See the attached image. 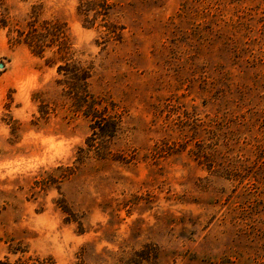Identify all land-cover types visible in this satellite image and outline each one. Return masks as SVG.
Instances as JSON below:
<instances>
[{"label":"rangeland","instance_id":"374dc122","mask_svg":"<svg viewBox=\"0 0 264 264\" xmlns=\"http://www.w3.org/2000/svg\"><path fill=\"white\" fill-rule=\"evenodd\" d=\"M0 4V264H264V0Z\"/></svg>","mask_w":264,"mask_h":264},{"label":"trees","instance_id":"16d2710c","mask_svg":"<svg viewBox=\"0 0 264 264\" xmlns=\"http://www.w3.org/2000/svg\"><path fill=\"white\" fill-rule=\"evenodd\" d=\"M0 15L3 16L1 18V22H6V15L2 13L1 4H0ZM5 25V24H4ZM43 35V34H42ZM42 35L34 36L32 41V46H34L39 52L43 51V39ZM36 43H34V41ZM65 71L66 80L64 83L69 87V95H71L79 104L87 117L93 118V136L91 137L94 140V144H89V149L84 151L86 153L91 151V148H95L97 155L101 156L99 153L102 148L106 146V144L114 137L115 132L118 128V112L115 109H110L108 107L100 108V102L96 101L94 98L90 96L88 90V78H89V70L85 67L74 63L59 66V72ZM68 78V79H67ZM91 99V101H89ZM90 139V141H91Z\"/></svg>","mask_w":264,"mask_h":264},{"label":"water","instance_id":"95a60500","mask_svg":"<svg viewBox=\"0 0 264 264\" xmlns=\"http://www.w3.org/2000/svg\"><path fill=\"white\" fill-rule=\"evenodd\" d=\"M0 67H3V65H0Z\"/></svg>","mask_w":264,"mask_h":264}]
</instances>
